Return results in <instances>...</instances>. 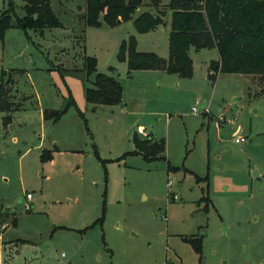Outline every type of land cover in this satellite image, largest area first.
<instances>
[{
	"label": "rangeland",
	"instance_id": "obj_1",
	"mask_svg": "<svg viewBox=\"0 0 264 264\" xmlns=\"http://www.w3.org/2000/svg\"><path fill=\"white\" fill-rule=\"evenodd\" d=\"M50 2L62 27L0 38V87L16 104L9 122L0 110V264H264V81L212 79L216 48L192 47L191 77L129 73L121 43L135 35L139 51L168 59L166 24L85 26L86 0ZM8 8L0 0V16ZM85 56L122 83L121 104L87 102L96 73ZM137 139L143 150L164 139L165 150L148 159ZM186 236L201 238V253Z\"/></svg>",
	"mask_w": 264,
	"mask_h": 264
},
{
	"label": "trees",
	"instance_id": "obj_2",
	"mask_svg": "<svg viewBox=\"0 0 264 264\" xmlns=\"http://www.w3.org/2000/svg\"><path fill=\"white\" fill-rule=\"evenodd\" d=\"M24 1V14L19 15L14 1L9 0V8L0 16V38L11 27L25 31L62 27L63 23L54 12L50 0ZM143 4L144 0H86L83 15L85 26L101 27L106 23L114 27L122 21H133L137 32L146 33L170 19L168 59L154 52L139 51L135 35L121 43L118 60L127 63L129 73L164 69L182 77H191L192 47L197 51L216 48L219 59L210 66L212 79L216 80L219 73H237L259 76L264 81V0H171L167 6L162 5V0H152V9L135 15ZM84 62L87 76L96 73L93 86L86 88L87 102L95 105L121 104L124 93L122 83L114 75L97 73L95 57L85 56ZM70 95L67 107L76 103ZM15 106L2 83L0 110L8 113L5 122L11 120L10 112ZM66 110L46 109L45 119L58 121ZM80 113L84 117L81 110ZM147 142L136 140L137 148L146 158H155L164 152V139L150 146V149L143 150L142 144L147 146ZM42 157L47 160L52 155L44 151ZM6 214L0 206V222L6 221ZM184 240L201 253V238L186 236Z\"/></svg>",
	"mask_w": 264,
	"mask_h": 264
},
{
	"label": "built area",
	"instance_id": "obj_3",
	"mask_svg": "<svg viewBox=\"0 0 264 264\" xmlns=\"http://www.w3.org/2000/svg\"><path fill=\"white\" fill-rule=\"evenodd\" d=\"M206 109V111L208 110V108H205ZM196 107H193V111L194 112H196ZM228 122H231V119H228ZM246 140V138L245 137H239V138H237L236 139V142H243V141H245ZM174 197H175V199L177 198V196L176 195H174ZM33 198V195H32V193H27V199L28 200H31ZM29 206V205H28ZM3 228H5L6 227V224H5V226H2ZM1 232H0V236H1Z\"/></svg>",
	"mask_w": 264,
	"mask_h": 264
},
{
	"label": "crops",
	"instance_id": "obj_4",
	"mask_svg": "<svg viewBox=\"0 0 264 264\" xmlns=\"http://www.w3.org/2000/svg\"><path fill=\"white\" fill-rule=\"evenodd\" d=\"M122 22H124V21H122ZM121 22V23H122ZM133 22V21H132ZM120 23V24H121ZM166 26H167V28H166V31H167V33H168V38H169V29H170V19L166 22ZM168 43H169V40H168ZM200 52V51H199ZM122 63H126V62H122ZM138 71H140V70H138ZM206 104H207V102H206Z\"/></svg>",
	"mask_w": 264,
	"mask_h": 264
},
{
	"label": "water",
	"instance_id": "obj_5",
	"mask_svg": "<svg viewBox=\"0 0 264 264\" xmlns=\"http://www.w3.org/2000/svg\"><path fill=\"white\" fill-rule=\"evenodd\" d=\"M206 106H207V104H206V102H204V103H203V107H206Z\"/></svg>",
	"mask_w": 264,
	"mask_h": 264
}]
</instances>
